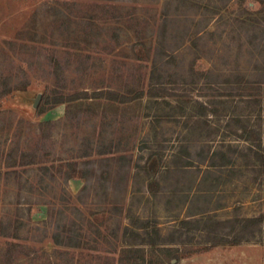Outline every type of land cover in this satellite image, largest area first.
I'll list each match as a JSON object with an SVG mask.
<instances>
[{"label": "rangeland", "instance_id": "rangeland-1", "mask_svg": "<svg viewBox=\"0 0 264 264\" xmlns=\"http://www.w3.org/2000/svg\"><path fill=\"white\" fill-rule=\"evenodd\" d=\"M248 6L259 8L253 0H0V264H264V220L239 244L178 262L171 250L211 245L202 222L181 228L189 213L264 212V170L239 155L250 143L235 121L259 129L264 154V92L250 106L248 89L233 82L264 85V10ZM154 57L162 64L151 80ZM150 82L166 90L130 97ZM52 89L76 97L37 113L34 98L41 93L39 105ZM109 90L129 97L98 94ZM198 102L219 114L198 115ZM183 145L221 149L233 163L211 169L217 176L196 161L175 165ZM63 161L85 176L66 180L54 167ZM142 219L152 244L125 233L143 232ZM65 228L81 245L55 243ZM179 229L193 239L161 243Z\"/></svg>", "mask_w": 264, "mask_h": 264}, {"label": "trees", "instance_id": "trees-1", "mask_svg": "<svg viewBox=\"0 0 264 264\" xmlns=\"http://www.w3.org/2000/svg\"><path fill=\"white\" fill-rule=\"evenodd\" d=\"M246 0H241V2H244ZM255 3L259 5V8L255 9L254 6H248L247 9L252 14L260 13L262 10H264V0H253ZM255 37V36H254ZM260 45L264 46V42H261ZM140 53V52H139ZM137 58L140 60H147L148 56L144 57L139 54H137ZM152 68H151V80L155 78L156 73L158 74L159 69L161 68V62H159L158 58L154 57L152 60ZM194 67H191L192 72L194 74H200L205 75L207 74V71L205 70H198L195 71L193 69ZM238 75V74H237ZM237 88L247 90L248 89V96L246 98V102L250 106L252 105H260L261 98L260 95L264 92V85L257 84L255 85L252 83L249 79H245L241 77L240 75L236 76L235 80L233 81ZM157 82H150L148 88L146 90L139 89L134 92L133 96H130L131 98H138L143 96L145 93H149L151 95H154L159 90L165 91V86H155ZM106 93L107 96L110 99L118 100V101H125L128 99L129 96L125 94H119L115 91H105V92H99L98 94ZM76 95H64L63 93L58 92L55 89L51 90L50 92H44L42 95V100L37 107L36 112L41 113L43 110L44 105L46 104H60L64 103L68 100L75 99ZM208 112H211L213 115H218L219 112L215 108L210 109L207 104L203 102H198V115H207ZM239 123V129H240V136L245 140L248 141L250 144L248 145V153H245L243 151H238L240 153L239 155H243L247 157L248 159H254L251 160V163L254 164L255 162L259 163V166L263 168L264 170V154L261 152L262 147V140L260 136V131L258 128H256L254 125L250 124L249 122H246L242 120V118L238 117L235 119ZM41 125L44 124V122H40ZM155 153L152 152L149 155V165L147 166L148 170L153 172V159H154ZM24 153H21V162L24 160ZM173 162L175 165H181V166H188L192 165L194 161L196 163H199L200 165H204L203 173L207 175L211 174H217V171L211 170V169H222V167H225L229 164L233 163L232 156H230L229 153L224 152L221 149H213V150H207L206 152L203 151L201 148H192L189 145H183L180 146L179 151L173 156ZM197 159V160H195ZM56 172L60 173L64 176V178L72 179V178H83L85 176V168H82L76 161H63L58 162L56 166ZM44 170H48V166H42ZM220 171V170H218ZM262 171V169H261ZM264 172V171H263ZM150 173V172H149ZM217 176V175H215ZM158 184V181H150L148 183V188H152V186ZM152 191V190H151ZM154 191V189H153ZM178 194L177 192H175ZM194 193V192H193ZM180 194V193H179ZM182 195V194H181ZM189 193H187L186 196L188 197ZM264 220V212L259 213L255 216H247V217H241V218H228L225 220H214V219H208L203 220V218H197L194 213H189L184 219L180 220L181 222V228H185L187 230H190L191 228H198L200 223L202 222V226L204 230H206V235H208L211 245L206 246V248H197L194 250H190L188 253H179L178 248H172L171 250L174 252L172 255V258L178 262L181 258L187 257L189 255L207 251L211 246H217L219 244H239L242 241H248L251 239V237L254 236L256 231H258L260 224ZM140 224L139 227L143 229V232H137L131 230L129 227H125V233L130 232L131 235L134 237V242L137 244H152L155 241V238L152 236L150 231L148 230L151 226L147 219L139 220ZM154 229L155 226H152ZM128 230V231H127ZM223 231V232H221ZM185 236L186 240L189 242L193 239V234H189L188 232H182L181 229L175 230L174 233L170 234L168 238H162V242L164 244H175L176 242H184L182 237ZM53 239L55 243L57 244H65L68 246H79L81 245L80 238L77 237L76 234H72V230L70 228H65L62 233H54Z\"/></svg>", "mask_w": 264, "mask_h": 264}, {"label": "water", "instance_id": "water-1", "mask_svg": "<svg viewBox=\"0 0 264 264\" xmlns=\"http://www.w3.org/2000/svg\"><path fill=\"white\" fill-rule=\"evenodd\" d=\"M41 98V93H38L33 101V108H36L38 106L39 100Z\"/></svg>", "mask_w": 264, "mask_h": 264}]
</instances>
